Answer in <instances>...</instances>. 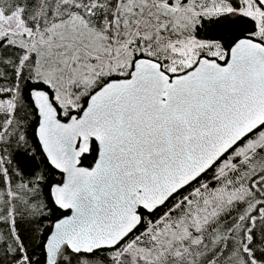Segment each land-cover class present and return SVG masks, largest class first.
Wrapping results in <instances>:
<instances>
[{
	"label": "snow or ice",
	"instance_id": "snow-or-ice-1",
	"mask_svg": "<svg viewBox=\"0 0 264 264\" xmlns=\"http://www.w3.org/2000/svg\"><path fill=\"white\" fill-rule=\"evenodd\" d=\"M0 264H264V0H0Z\"/></svg>",
	"mask_w": 264,
	"mask_h": 264
}]
</instances>
